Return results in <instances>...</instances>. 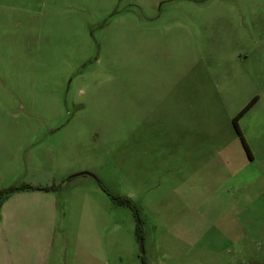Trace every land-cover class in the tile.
Listing matches in <instances>:
<instances>
[{
    "label": "rangeland",
    "instance_id": "1",
    "mask_svg": "<svg viewBox=\"0 0 264 264\" xmlns=\"http://www.w3.org/2000/svg\"><path fill=\"white\" fill-rule=\"evenodd\" d=\"M142 263L264 264V0H0V264Z\"/></svg>",
    "mask_w": 264,
    "mask_h": 264
},
{
    "label": "crops",
    "instance_id": "2",
    "mask_svg": "<svg viewBox=\"0 0 264 264\" xmlns=\"http://www.w3.org/2000/svg\"><path fill=\"white\" fill-rule=\"evenodd\" d=\"M244 142L250 153L249 156H246L247 157L246 162L249 165H253L254 163L257 162V158L254 155L253 151L250 149L249 144L245 139H244ZM242 165H244V163H242ZM253 171H254L253 176H252V173H247V172L244 173L245 174L244 176L242 175L241 181L237 183L239 186L238 188H245L247 186H252L250 183H253V184L255 183V185L257 184L255 180L259 177V175L255 176L256 170H253ZM228 184L231 185V182H228Z\"/></svg>",
    "mask_w": 264,
    "mask_h": 264
},
{
    "label": "trees",
    "instance_id": "3",
    "mask_svg": "<svg viewBox=\"0 0 264 264\" xmlns=\"http://www.w3.org/2000/svg\"><path fill=\"white\" fill-rule=\"evenodd\" d=\"M257 100V97H254L245 107H244V109L241 111V112H239L238 114H237V116L233 119V127H234V129H235V132H236V134L238 135V137H239V139H240V142H241V144H242V146H243V149H244V151H245V153H246V155L247 156H249V150H248V148H247V146H246V144H245V142H244V139L242 138V136H241V133H240V131H239V129H238V126H237V120L255 103V101ZM46 189H44V191H45ZM120 201L122 202V203H124L125 205H127V206H130L131 204H130V201L128 200V199H120ZM139 234V233H138ZM139 237H140V234H139ZM142 264H144V263H142Z\"/></svg>",
    "mask_w": 264,
    "mask_h": 264
}]
</instances>
